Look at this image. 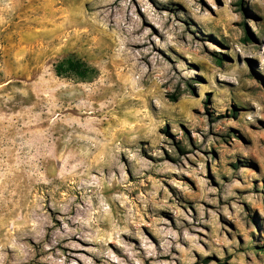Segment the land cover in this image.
<instances>
[{"label": "rangeland", "instance_id": "1", "mask_svg": "<svg viewBox=\"0 0 264 264\" xmlns=\"http://www.w3.org/2000/svg\"><path fill=\"white\" fill-rule=\"evenodd\" d=\"M0 264H264V0H0Z\"/></svg>", "mask_w": 264, "mask_h": 264}, {"label": "trees", "instance_id": "2", "mask_svg": "<svg viewBox=\"0 0 264 264\" xmlns=\"http://www.w3.org/2000/svg\"><path fill=\"white\" fill-rule=\"evenodd\" d=\"M91 71L92 69H90L86 63L73 58H69L61 62L56 67L57 74H63V72H73L81 78H86Z\"/></svg>", "mask_w": 264, "mask_h": 264}]
</instances>
